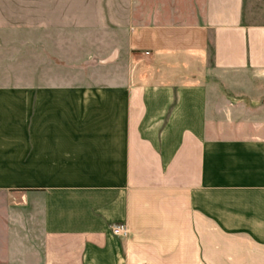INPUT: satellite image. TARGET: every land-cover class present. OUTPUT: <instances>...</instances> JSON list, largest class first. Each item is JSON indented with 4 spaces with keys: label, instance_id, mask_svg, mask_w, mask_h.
<instances>
[{
    "label": "crops",
    "instance_id": "crops-1",
    "mask_svg": "<svg viewBox=\"0 0 264 264\" xmlns=\"http://www.w3.org/2000/svg\"><path fill=\"white\" fill-rule=\"evenodd\" d=\"M257 85L264 0H0V264H264Z\"/></svg>",
    "mask_w": 264,
    "mask_h": 264
},
{
    "label": "rangeland",
    "instance_id": "rangeland-1",
    "mask_svg": "<svg viewBox=\"0 0 264 264\" xmlns=\"http://www.w3.org/2000/svg\"><path fill=\"white\" fill-rule=\"evenodd\" d=\"M117 40V42L119 41H122V38H119V39H115ZM133 56H134V62H135V65H137L138 67H142L144 68V56L137 52H132ZM95 55H99L101 58H96L95 56L94 57H91L92 60H89L88 64V68L84 70V76H85V79L86 81L87 80H92L93 78L96 79V80H101L103 78H105L107 75H108V69H106L108 66H110L111 64H113L114 62H120L121 58L123 59V55L124 53H121V58L120 59H116V60H113V61H110V57L109 54H95ZM211 55V54H210ZM209 55V58L207 60V64L211 67V56ZM170 62V61H169ZM137 63V64H136ZM171 65V64H169ZM119 67V66H117ZM117 72H118V75H121L123 73V69L122 68H116ZM195 71V70H194ZM204 68H200L198 67V70H196L195 72H191V75L192 74H196L197 76H204ZM215 76V75H214ZM259 87L260 86H256L255 89H252L250 91H248L249 93L248 94H244L242 92H229L230 95H232L233 97H235V99H239L241 100V102H243L242 98H246V99H251L253 100L256 105H264V102H261L260 101V96H258L257 94L258 93H261V92H258L259 91ZM212 88L215 92H218L219 94L220 93H225L227 90L226 88H224L223 85L220 84V82L217 80L216 81V78L213 77V84H212ZM263 87H261V90H262ZM229 91V90H228ZM264 92V91H263ZM240 102V103H241Z\"/></svg>",
    "mask_w": 264,
    "mask_h": 264
},
{
    "label": "built area",
    "instance_id": "built-area-1",
    "mask_svg": "<svg viewBox=\"0 0 264 264\" xmlns=\"http://www.w3.org/2000/svg\"><path fill=\"white\" fill-rule=\"evenodd\" d=\"M111 233L119 238H126L129 235V230L125 225H115L111 228Z\"/></svg>",
    "mask_w": 264,
    "mask_h": 264
},
{
    "label": "water",
    "instance_id": "water-1",
    "mask_svg": "<svg viewBox=\"0 0 264 264\" xmlns=\"http://www.w3.org/2000/svg\"><path fill=\"white\" fill-rule=\"evenodd\" d=\"M114 58H115V54H113V55L110 57V61H112Z\"/></svg>",
    "mask_w": 264,
    "mask_h": 264
}]
</instances>
